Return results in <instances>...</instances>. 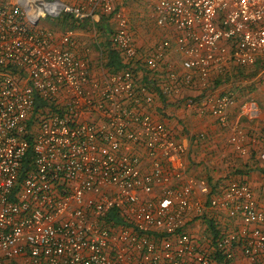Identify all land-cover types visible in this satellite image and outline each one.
Masks as SVG:
<instances>
[{"label":"built area","instance_id":"built-area-1","mask_svg":"<svg viewBox=\"0 0 264 264\" xmlns=\"http://www.w3.org/2000/svg\"><path fill=\"white\" fill-rule=\"evenodd\" d=\"M119 1H0V264H264V204L250 185L234 178L211 194L205 177L186 174L189 140L146 109L201 91L185 107L213 116L234 151L257 150L264 162V125L249 134L241 120L263 119L257 104L230 117L233 96L209 82L256 64L253 80L264 82V0H148L149 17L170 33L148 56ZM60 13L110 18L111 43L130 65L92 81L74 30L38 25ZM170 50L181 72L165 62ZM133 61L165 72L157 89ZM37 99L48 106L29 124ZM205 213L218 235L194 227Z\"/></svg>","mask_w":264,"mask_h":264},{"label":"crops","instance_id":"crops-1","mask_svg":"<svg viewBox=\"0 0 264 264\" xmlns=\"http://www.w3.org/2000/svg\"><path fill=\"white\" fill-rule=\"evenodd\" d=\"M61 1L72 3V0ZM131 1L120 0L117 3V7H120L124 11L130 21L138 52L142 56H148L154 44L170 33L155 26L153 20L148 15L149 6L146 12L148 19L140 18L137 25H133L127 8ZM38 25L41 26V24ZM66 28L68 29V27ZM113 28V21L99 13L95 14L92 19L87 18L86 21L80 22V25L71 28L75 33L79 53L86 57L89 67L92 64V68L90 69L92 81L100 82L109 73L104 68L103 63L107 59L109 43L111 44L110 30ZM85 47H88L89 50L86 51ZM92 47L95 49V53H92ZM165 60L166 63L172 64L177 71L181 72L179 58L174 50H170L167 53ZM97 61L100 62L99 65ZM161 67L165 69L166 64L164 63ZM233 67L235 68V66ZM139 69L141 70L142 67ZM144 70L146 71L147 69L144 68L143 73ZM160 74H165V72L160 69L158 71L159 77H161ZM215 74L211 75L210 83H212L211 80ZM253 79H232L229 82L220 83L218 86L210 84V88L216 92H228L233 96L235 104L229 110L230 117L238 115L241 106L247 101H253L257 104L261 113H263V119L249 120L245 117L241 118L242 125L249 134H252L255 128L264 125V85L256 83ZM254 85L259 90L257 94L242 91L245 87H252ZM243 86L244 88H241ZM200 96L201 91L186 88L179 97H168L166 99L156 97L153 104L150 107H146V109L153 113L156 119L166 123L177 135L183 132V130L179 129V126L185 128L183 135L178 136L182 140H189L186 174L203 177L208 173L214 177H220L225 175L229 169H232L230 172H234L238 176L237 178L247 182L260 203L264 204V162L258 159L257 150L251 149L247 155L238 154L227 141V130L221 128L213 116L198 114L185 107L184 102L186 98L196 99ZM199 132L204 134L201 140L192 141V137H196ZM196 225L199 228L202 223L199 222Z\"/></svg>","mask_w":264,"mask_h":264},{"label":"trees","instance_id":"trees-1","mask_svg":"<svg viewBox=\"0 0 264 264\" xmlns=\"http://www.w3.org/2000/svg\"><path fill=\"white\" fill-rule=\"evenodd\" d=\"M59 21V23L61 24V26L63 27V29H67L68 28H73L77 25H80V22L82 21H86L87 19L85 18H77L74 17L73 15L69 14V13H60L58 15V17L56 18V21ZM63 30V31H64ZM113 32V29L110 30V34ZM130 62H127L123 59V57L121 56L120 51L111 43H109V50L107 52V59L105 60V62L103 63L104 68H106L107 72L111 73L117 70H120L122 68H125L126 66L130 65ZM133 69H138L141 67V62L140 61H133ZM138 67V68H137ZM261 65H254V66H240V67H233L232 70H230L229 72H225L222 74H215L212 78V86H218L220 83L223 82H229L232 79H243V78H247V79H252L253 77H255V75L257 74V72L260 70ZM144 67L142 66L141 71H143ZM146 69V68H145ZM144 75L143 77H141V80L143 82H149L151 81L153 86H155V89L158 88L159 86V82H160V77L158 75V73L156 72H151L150 70H144ZM150 83V82H149ZM255 83V82H253ZM241 88H244L241 87ZM253 89H255V85L250 87H245V89H242L243 92L245 93H250ZM45 106H48V104L42 100V99H37L34 110H33V115L32 118L29 119V124H32L33 119L36 117V120L38 118L39 115H41L44 111ZM50 110L52 111H57V109H55L53 106H49ZM27 139L29 142H31V136L28 135ZM201 137L199 135H197L196 137H192V141H200ZM249 153V152H248ZM247 155V154H246ZM189 156V155H188ZM32 158V151L31 148L29 147L25 156V164L28 163ZM188 159V157H187ZM232 170V169H231ZM229 169V171L220 177H214L213 175H210L208 173L205 174V177L208 181V184L210 185V189H211V194H213L219 187L224 186L226 184V182H228L230 179H236L238 176H236L234 174V172H230L231 171ZM239 179V178H238ZM241 180V179H240ZM207 213H205L204 215L201 216L203 222H205L206 224V228L205 230L210 233L213 232L215 235L217 234V230L215 229V224L213 223L212 220L210 219H206ZM109 219H111L112 223H118V224H124V222L118 217L117 213L114 210H111L108 213ZM204 218V219H203ZM14 264V263H12ZM16 264V262H15Z\"/></svg>","mask_w":264,"mask_h":264},{"label":"rangeland","instance_id":"rangeland-1","mask_svg":"<svg viewBox=\"0 0 264 264\" xmlns=\"http://www.w3.org/2000/svg\"><path fill=\"white\" fill-rule=\"evenodd\" d=\"M13 1V0H12ZM150 5V3H149V1L148 0H146V1H143V0H132L131 1V3H129V5H128V14H129V17H130V20H131V23H133V25H137V23H138V20L140 19V18H147L146 16V12H147V8H148V6ZM126 8V9H127ZM58 16H50V15H46V16H44V17H42L41 19H39V21H38V24H41V26H45V27H47V28H53L54 29V31H56L57 33H61L64 29H63V27L61 26V24L59 23V21L57 20L56 21V18H57ZM148 19V18H147ZM135 26H134V28H135ZM92 53H95L96 51H95V49H93V47H92ZM97 64L99 65L100 64V62L99 61H97ZM92 68V64H91V67H90V69ZM259 72V71H258ZM258 72H257V74H258ZM256 74V75H257ZM254 78V77H253ZM256 83H259V84H261V85H264V82H261V81H258V80H254ZM258 91L259 90H257L256 88L255 89H253L250 93H252V94H257L258 93ZM262 115H263V113H262ZM183 124V123H182ZM181 124V125H182ZM179 129H181V130H183V132L182 133H179L178 135L180 136H182L183 135V133H184V127H182V126H179ZM178 132H180V131H178ZM200 134H202V135H204L202 132L200 133H198L197 135H200ZM204 224H206L205 222L204 223H202V225L199 227L200 229L203 227L204 228ZM195 228H198V227H196V226H194ZM17 264H22V263H20V262H17Z\"/></svg>","mask_w":264,"mask_h":264}]
</instances>
